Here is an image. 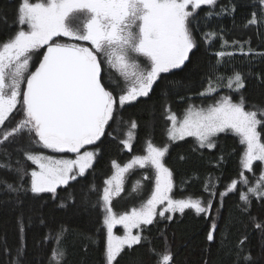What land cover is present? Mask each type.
Instances as JSON below:
<instances>
[{
	"label": "snow or ice",
	"instance_id": "obj_1",
	"mask_svg": "<svg viewBox=\"0 0 264 264\" xmlns=\"http://www.w3.org/2000/svg\"><path fill=\"white\" fill-rule=\"evenodd\" d=\"M217 5L218 0H18L11 20L6 12L0 11V32L6 30L4 39L0 40V152L6 153L9 161L0 163V169L14 171L17 175L16 181H3V195L7 199L0 203H13L14 197V206L20 209L18 243L11 248L7 241L0 245V264H45L35 254L30 255L27 228L32 226L34 216H39V224L47 228L43 208L49 200L56 201L55 207L64 211L100 210L101 228L106 231V264H118L117 258L125 248L141 244L147 226L172 219L165 213L183 214L186 209H192L197 215L209 218L206 239L214 241L218 225L212 218L210 201L216 193L209 191V201L176 200L170 195L174 183L173 173L165 162L168 143L157 146L149 139L146 154L135 155L124 166L112 161L114 172L104 180L102 191L90 183L87 188L81 187L77 200L70 182L85 177L90 169L95 170L93 165L101 155L105 139H116L121 125L126 126V131L125 138L119 142L125 149L132 150L139 125L131 117L124 120L126 106L138 101L147 103L158 82L164 84V95L173 91L179 94L180 82L171 81L169 74L175 76L182 70L197 47L194 30L198 31L201 22L207 24L214 16H234L237 8L235 0H229L228 6L221 5L215 11ZM202 6H207L208 10L201 17ZM249 6L253 11L245 28L264 21V0H255V3L250 0ZM219 35L216 31L203 33L205 42L209 43ZM240 51L248 55L253 50L249 48L245 52L241 47ZM216 55L217 67H220L233 53L221 51ZM34 59L37 66L30 70ZM105 66L119 71L124 77L123 87L111 79L105 83L102 74ZM228 79V87L239 94L237 102L224 96L206 108L188 107L182 118L166 105L164 118L170 122L167 139L175 143L194 137L200 148L213 149L217 146L214 137L231 133L244 146L242 168L252 172L254 162L264 164L261 139L264 106L246 107L242 90L247 77L241 72L234 70ZM113 83L120 88L118 92L111 86ZM212 92L209 82V87L199 94L206 96ZM10 117L17 122L14 127L6 128L5 121ZM153 119L147 122L146 128H151ZM9 145H14L13 150L20 152L35 168L31 171L23 166L13 169ZM37 149L61 155H47ZM63 154H72V158ZM16 163L20 164L21 160L17 158ZM134 166L152 171L151 176L142 177L153 181L151 194L139 208L118 213L113 200L124 192L126 174ZM240 176L242 179L233 181L228 192L239 191L238 183L245 186L246 191L239 192L241 210L250 212L254 201L264 206V172L255 184L244 172ZM25 177H28L27 183H24ZM136 185H140V181ZM61 187L66 190L64 196L57 191ZM142 187L140 185L141 190ZM133 191H137L136 186ZM93 193H96L95 201ZM25 203H29L27 214L22 207ZM165 204L157 212V206ZM117 225L122 226V235L114 234ZM133 229L139 231L134 234ZM255 229L264 241V223H255ZM65 232L63 227L54 230L49 242L60 245ZM47 238L46 234L39 241L41 248ZM246 240L244 237L236 249V262L258 264L250 251L245 252ZM65 255L58 247L47 264H61ZM172 260L170 252L162 254L163 264H170ZM157 264H161L159 259Z\"/></svg>",
	"mask_w": 264,
	"mask_h": 264
},
{
	"label": "trees",
	"instance_id": "obj_2",
	"mask_svg": "<svg viewBox=\"0 0 264 264\" xmlns=\"http://www.w3.org/2000/svg\"><path fill=\"white\" fill-rule=\"evenodd\" d=\"M235 2L237 8L234 16L227 14L222 17L214 16L207 24L201 22L198 31L194 30L197 47L190 53V59L185 62L182 70H178L175 76L169 74L171 81L180 82L178 95L175 91L167 96L164 95L162 91L164 84L158 82L159 86H154L147 103L138 101L133 106H126L127 110L123 113L124 120L131 117L139 125L132 150L128 152L124 149L119 142L121 139L117 132L116 139H105L101 155L93 165L95 170L90 169L85 177L70 182L77 200L80 198L81 187L87 188L90 183L95 184L102 191L103 182L111 173L112 161L122 162L131 155L142 154L149 139L158 146L165 143L166 105L170 106L172 111L182 114L189 105L213 103L224 96H230L234 102H237L239 94L228 87V78L233 75L234 70L247 77L246 87L242 90L247 101L246 107L264 106V55H262L264 54V21L257 26L245 28L244 25L253 11L249 6L250 0H235ZM251 2L255 3V0ZM17 3L18 0H0V11L6 12L8 19L11 20ZM228 4L229 0H218L215 11H218L221 5L228 6ZM207 10V6H202L199 15L202 17ZM256 11L259 12V7ZM209 31L220 33L210 43L205 42L203 37V33ZM5 35L6 30L0 32V40L4 39ZM225 41L227 44L224 43ZM233 41L238 43L233 44ZM241 47L245 52L249 48L253 51L244 55L241 54ZM221 51L233 55L225 58L223 66L217 67L216 54ZM102 74L105 76V83H109L105 69ZM209 82L215 93L208 97L201 96L199 93L209 87ZM150 119H153V125L149 129L145 125ZM14 123L11 117L5 121L4 127L12 128ZM236 138L231 133H221L214 138L217 146L213 149L200 148L194 139L186 138L174 143L165 156L166 166L173 173V197H193L207 201L210 199L209 191L216 193L211 198L212 218L217 220L218 225L214 233V241L209 242L206 239L210 230L209 218L197 215L192 209H186L183 214L174 213L169 221L147 226L142 233V243L133 246L132 249L125 248L117 258L118 264H157V259L163 264L162 254L166 251L173 257L170 264H237L236 249L244 237H247L244 244L245 252L250 251L258 264H264V252H262L264 241L260 239L259 232L255 229V223H264V206L254 201L250 212H244L241 210L242 202L239 200L240 191L226 190L227 185L237 179L241 169L239 164L242 145ZM261 139L264 141V133ZM14 147L9 145L13 169L21 166L28 171L34 169L35 165L25 161L20 152L13 150ZM17 158L21 160L20 164L16 163ZM0 163H9L4 152H0ZM253 169L257 172L260 164H255ZM16 180L17 175L14 171L0 169V201L7 199L3 195V181ZM27 181L28 177H25L24 183ZM57 191L60 196H64L66 192L63 187L58 188ZM225 192L228 194L223 195ZM50 195L45 194V196ZM95 199L96 193H93L92 200ZM29 203L22 205L26 214ZM55 204L56 201L49 200L43 208L47 228L39 224V216H34L32 226L27 228L30 255L35 254L38 260L43 259L47 264L51 253L59 247L66 253L61 264H106L104 263L106 237L105 230L101 228L100 210L89 208L86 212L64 211L55 207ZM217 209L220 211L219 216ZM19 212L20 209L14 206V197L13 203H0V245L7 241L11 248L18 243ZM60 227L66 229L61 244L49 242L54 230ZM46 234L48 238L41 248L39 241L45 238ZM34 241L35 247H33Z\"/></svg>",
	"mask_w": 264,
	"mask_h": 264
},
{
	"label": "rangeland",
	"instance_id": "obj_3",
	"mask_svg": "<svg viewBox=\"0 0 264 264\" xmlns=\"http://www.w3.org/2000/svg\"><path fill=\"white\" fill-rule=\"evenodd\" d=\"M63 40H66L67 38H62ZM142 59V58H141ZM35 61V59L32 61V63ZM106 71H107V76H108V80H112L114 82H118L120 87H123V84H124V77L120 75L119 71L115 68H108L107 66H105L104 68ZM112 87L116 88L117 89V92L120 90L119 87H117V83H113L111 85ZM215 92H212L211 95H213ZM208 97V95H206ZM219 98V97H218ZM220 99V98H219ZM214 103V102H213ZM213 103H207L205 105H198V106H195V105H189L188 107H195V108H206L208 105L210 104H213ZM187 107V108H188ZM186 108V109H187ZM186 109L181 113H176L174 111H172L173 113H175L178 117L182 118V116L185 114V111ZM13 116H16L15 113H13ZM165 117V116H164ZM11 118V117H10ZM15 123L17 121L13 120ZM15 123H14V126H15ZM170 125V122L167 121V126ZM13 126V127H14ZM167 126H166V130L164 132V138H165V143H168L170 144V147L174 144L172 142H169L168 139H167ZM112 130V129H111ZM126 131V126L124 125H121L120 127V130L117 131L118 133V136L119 138L122 140L125 138L124 136V133ZM258 131H259V128H258ZM237 137V136H235ZM186 138H192L196 141V139L194 137H186ZM185 138V139H186ZM215 138V137H214ZM236 139L239 140V138L237 137ZM183 141V140H181ZM148 142V140L146 141ZM178 142V141H177ZM164 143V144H165ZM176 143V142H175ZM197 143V141H196ZM147 144V143H146ZM163 144V145H164ZM198 144V143H197ZM156 145V144H155ZM161 145V146H163ZM158 146V145H157ZM91 147V146H89ZM169 147V149H170ZM145 148H146V145H145ZM144 148V150H145ZM125 149V148H124ZM127 151V149H125ZM243 150H244V146L242 145V153H243ZM39 151H42L44 152V154H47V155H58V154H53V153H50L48 150H45V149H39ZM129 152V150H128ZM146 154L145 151H143L142 154H139V155H144ZM135 155H131L128 159H124L122 160V162H117L118 164H120V166H124L126 165L128 162H130V160L134 157ZM66 158H72L70 156H67L65 155ZM124 161V162H123ZM260 164V169L256 172L252 171V172H247L246 170H244L241 166V161H240V173L241 172H244L245 176H247L248 180L252 183V184H255L256 180L258 179V177L262 174V172H264V164H262L261 162L259 161H256L253 163V168H254V165L255 164ZM111 167H112V164H111ZM111 170V173L109 174V176L107 178H109L113 172H114V169L112 167ZM240 173L237 177L236 180L234 181H240L242 179V177L240 176ZM143 175H149L151 176L152 175V171L150 169H140L138 166H134V169L133 170H130V172L128 174H126V179H125V183H124V192H122L120 194L119 197H116L114 200H113V204L115 205V211H117L118 213H123V212H126V211H131L132 208H139L141 206V204L143 202H146V200L149 198L150 194H151V186H152V183L153 181L152 180H143L142 177ZM106 178V179H107ZM137 181H140V185H142V190L140 189V185H136V182ZM232 183V182H231ZM231 183L227 185L226 187V190L228 191V188L231 186ZM104 184V183H103ZM136 186L137 187V191H133V187ZM104 187V185H103ZM238 187V190L239 191H246V188L243 184H240L238 183L237 185ZM170 195L173 197L172 195V192L170 193ZM174 199L176 200H180V199H185V200H188V199H191V200H201L199 198H193V197H183V198H175L173 197ZM210 200V199H209ZM207 200V201H209ZM211 202V201H210ZM166 206L165 205H158L157 206V212L161 211L164 207ZM194 211V210H193ZM176 213H179V212H176ZM166 215H173L174 213H165ZM214 215V213H213ZM216 216V214H215ZM138 230L137 229H133V233L135 234ZM114 234L116 235H122L123 234V228L121 225H117L115 228H114ZM105 237H106V231H105ZM106 239V238H105ZM105 246H106V241H105ZM105 250V249H104ZM104 259H105V253H104ZM106 263V260L105 262Z\"/></svg>",
	"mask_w": 264,
	"mask_h": 264
},
{
	"label": "flooded vegetation",
	"instance_id": "obj_4",
	"mask_svg": "<svg viewBox=\"0 0 264 264\" xmlns=\"http://www.w3.org/2000/svg\"><path fill=\"white\" fill-rule=\"evenodd\" d=\"M61 39H62V38H61ZM81 43H85V44H86V42H81ZM41 51H43V50H41ZM35 66H37L36 61H34V62L32 63V67H31L30 70H34ZM58 155H61V154H58ZM63 155H64V156L67 155V156L72 157V154H63Z\"/></svg>",
	"mask_w": 264,
	"mask_h": 264
}]
</instances>
